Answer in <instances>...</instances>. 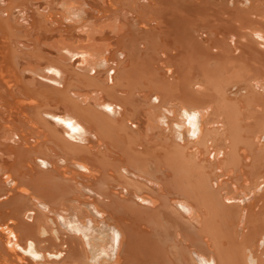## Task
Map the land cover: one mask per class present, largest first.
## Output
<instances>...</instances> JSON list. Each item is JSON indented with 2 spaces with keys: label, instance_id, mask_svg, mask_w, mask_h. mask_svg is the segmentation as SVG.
I'll list each match as a JSON object with an SVG mask.
<instances>
[{
  "label": "bare ground",
  "instance_id": "bare-ground-1",
  "mask_svg": "<svg viewBox=\"0 0 264 264\" xmlns=\"http://www.w3.org/2000/svg\"><path fill=\"white\" fill-rule=\"evenodd\" d=\"M0 264H264V0H0Z\"/></svg>",
  "mask_w": 264,
  "mask_h": 264
}]
</instances>
